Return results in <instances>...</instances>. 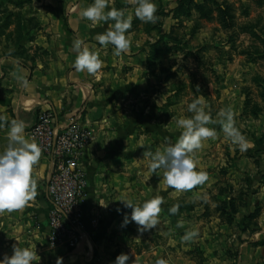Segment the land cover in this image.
<instances>
[{
  "label": "crops",
  "instance_id": "crops-1",
  "mask_svg": "<svg viewBox=\"0 0 264 264\" xmlns=\"http://www.w3.org/2000/svg\"><path fill=\"white\" fill-rule=\"evenodd\" d=\"M65 3L69 8V32L59 17L41 18V30L19 40L24 54H17V41L9 50L5 41L0 40V115L6 117L0 124V151L7 145L12 119L25 122V137L32 142L29 131L42 111L54 110L64 126L81 115L82 123L94 134L81 167L88 180L82 206L83 240L76 249L50 244V206L45 197L50 164L41 154L32 170L36 196L23 209L0 212V259L5 254L12 255V246L17 244L36 249L34 264H113L122 253L139 256L141 264H155L159 258L166 259L168 264H264V186L259 185L257 196L248 195L253 185L246 180L250 173L246 164L239 169L227 167L226 192L218 188L223 181L220 169L224 165L220 144L209 145L207 151L214 159L218 154V162L204 158L207 152L202 147L195 152L197 171L203 170L208 178L193 191L186 190L193 192L198 202L192 214L199 217L206 212L200 203H211L214 208L227 201L230 207L226 211L233 222L216 225L189 223L184 219L189 216L187 212L170 214L173 195L181 193L186 201L189 196L163 183V169L156 173L148 170L150 157L143 154L176 143L182 132L176 117L169 116L166 121L169 96L162 93L168 84L156 82L148 67L151 46L161 37L166 39V34L145 32L144 24L135 27L138 18L134 15L133 0H109L106 11L114 7L133 16L126 33L130 47L116 56L113 45L102 46L95 40L97 34L107 30L108 23L92 24L81 17L82 10L93 0ZM76 39L98 52L103 63L95 75L74 69L77 53L72 45ZM156 88L161 91L155 92ZM157 194L163 203L154 229L141 234L134 222L121 227L122 213L130 216L131 209H124L120 200L141 204ZM118 208L122 213L117 212ZM178 222L183 226L179 227ZM188 231L197 234L184 240ZM193 250L202 252V258L197 259Z\"/></svg>",
  "mask_w": 264,
  "mask_h": 264
},
{
  "label": "rangeland",
  "instance_id": "rangeland-1",
  "mask_svg": "<svg viewBox=\"0 0 264 264\" xmlns=\"http://www.w3.org/2000/svg\"><path fill=\"white\" fill-rule=\"evenodd\" d=\"M65 2L0 0V40L5 41L3 43L9 50L17 41V54H24L26 51L19 40L25 34L30 36L33 31L41 30V18L59 17L69 32V8ZM154 2L157 5L156 22L143 23L136 19L134 25L139 27L144 24L145 32L166 34V39L155 49L154 55L151 46L148 57L150 76L156 82L168 84L166 92L162 93L169 96L165 104L166 121L169 116L172 119L176 117L175 122L179 118H190L192 113L187 110L188 104L203 96L213 121L207 126L214 130L215 135L204 140L201 149L207 152L209 145L220 144L224 150V165L220 169L223 181L217 187L229 191V186L225 187L228 168L239 169L244 163L250 170L246 180L253 185L248 195L257 196L259 185L264 186V0ZM157 87L162 86L157 84ZM159 91L160 88H156L155 92ZM229 107L235 126L248 141V147L243 152L226 139L222 128L219 113ZM205 157L215 158L208 152L204 154ZM219 157L217 154L214 161L218 162ZM184 193L189 196L188 201L183 198L184 195L176 193L170 207L179 205L176 214L187 212L189 216L184 219L189 223L200 221L216 225L233 222V217L226 211L230 207L227 201L221 205L213 204L214 208L211 203H200L206 212L197 217L195 213L192 214L198 204L194 193ZM216 212L220 213V218ZM192 253L197 259L202 258V252L193 250Z\"/></svg>",
  "mask_w": 264,
  "mask_h": 264
},
{
  "label": "clouds",
  "instance_id": "clouds-1",
  "mask_svg": "<svg viewBox=\"0 0 264 264\" xmlns=\"http://www.w3.org/2000/svg\"><path fill=\"white\" fill-rule=\"evenodd\" d=\"M135 4L134 15L144 23H155L157 16V5L154 0H133ZM109 8V0H93V3L84 8L81 17L92 24L99 22L108 23L107 30L102 34H97L95 40L102 46L111 44L114 46V55L120 56L127 52L130 47L129 36L126 35L131 28L133 16L125 15L124 10ZM73 50L77 53L73 67L77 72L86 71L95 75L102 67L95 48H90L81 39L73 41ZM175 70V69H174ZM208 105L203 96L194 99L188 104L187 110L192 113L190 118H179L176 120L178 128L182 132L174 144H168L163 150L147 152L143 155L150 157L148 170L156 173L158 169H163L162 181L167 186L176 191L191 190L197 185H202L207 180V174L197 171V161L195 152L201 148L202 142L215 135L213 129L207 125L213 123L208 112ZM219 116L222 118V128L226 139L233 145H237L240 151H245L248 141L234 124V117L231 108L221 110ZM6 121L4 115H0V124ZM7 145L0 151V212H12L23 209L27 203L37 194L36 180L32 178L33 167L39 162L42 149L41 146L25 137L26 124L23 120L12 119L8 124ZM124 209H131L130 216L123 214L121 227H127L134 222L139 233L154 229L158 223V217L163 203L159 194L151 199L145 200L141 204L133 203L129 199H122ZM179 205H174L169 209L170 214L178 212ZM182 227V223L178 222ZM197 233L188 231L183 237L190 240ZM13 254H5L0 259V264H34L37 257L36 249L20 247L13 244ZM134 257V259H133ZM113 264H141L139 256L122 253L116 257ZM155 264H168L164 258H159Z\"/></svg>",
  "mask_w": 264,
  "mask_h": 264
},
{
  "label": "built area",
  "instance_id": "built-area-1",
  "mask_svg": "<svg viewBox=\"0 0 264 264\" xmlns=\"http://www.w3.org/2000/svg\"><path fill=\"white\" fill-rule=\"evenodd\" d=\"M50 164L45 197L50 206V244L76 249L83 240V210L88 180L82 159L94 140L81 115L64 126L54 110L42 111L29 131Z\"/></svg>",
  "mask_w": 264,
  "mask_h": 264
},
{
  "label": "trees",
  "instance_id": "trees-1",
  "mask_svg": "<svg viewBox=\"0 0 264 264\" xmlns=\"http://www.w3.org/2000/svg\"><path fill=\"white\" fill-rule=\"evenodd\" d=\"M162 40H164V38H160V42L158 41L155 45L152 46V55H154L155 53V49H158L160 47V44L162 42Z\"/></svg>",
  "mask_w": 264,
  "mask_h": 264
}]
</instances>
